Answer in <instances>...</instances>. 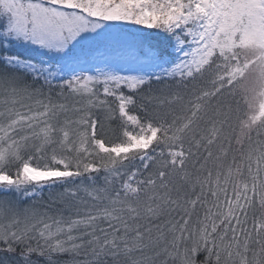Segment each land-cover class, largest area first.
I'll return each mask as SVG.
<instances>
[{
  "label": "snow or ice",
  "instance_id": "obj_1",
  "mask_svg": "<svg viewBox=\"0 0 264 264\" xmlns=\"http://www.w3.org/2000/svg\"><path fill=\"white\" fill-rule=\"evenodd\" d=\"M0 264H264V0H0Z\"/></svg>",
  "mask_w": 264,
  "mask_h": 264
},
{
  "label": "trees",
  "instance_id": "obj_2",
  "mask_svg": "<svg viewBox=\"0 0 264 264\" xmlns=\"http://www.w3.org/2000/svg\"><path fill=\"white\" fill-rule=\"evenodd\" d=\"M126 27L134 28V27H138V26H126ZM145 31H147V30H145ZM29 203H35V205L37 206V208L40 211H44L45 206H47L51 203V201H50V190L46 189L45 192L43 193L42 197L36 199L33 202L29 201Z\"/></svg>",
  "mask_w": 264,
  "mask_h": 264
},
{
  "label": "rangeland",
  "instance_id": "obj_3",
  "mask_svg": "<svg viewBox=\"0 0 264 264\" xmlns=\"http://www.w3.org/2000/svg\"><path fill=\"white\" fill-rule=\"evenodd\" d=\"M147 31H148V30H147ZM45 190H46V189H44V190L41 192L40 195L36 196V197L34 198V200H31V199H30L29 201L33 202V201H35L36 199L42 197V195H43V193L45 192Z\"/></svg>",
  "mask_w": 264,
  "mask_h": 264
}]
</instances>
